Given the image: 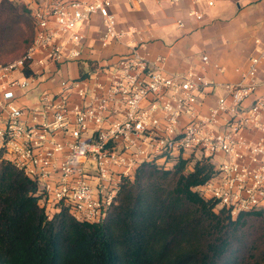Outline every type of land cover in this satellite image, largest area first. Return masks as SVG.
I'll return each mask as SVG.
<instances>
[{
	"label": "built area",
	"instance_id": "2783aa9c",
	"mask_svg": "<svg viewBox=\"0 0 264 264\" xmlns=\"http://www.w3.org/2000/svg\"><path fill=\"white\" fill-rule=\"evenodd\" d=\"M16 1L31 10L35 32L25 54L0 63V154L37 184L48 218L66 209L78 221L100 222L142 163L167 168L179 158L213 165L195 190L232 218L264 209V37L240 78L217 84L194 68L165 71L164 56L151 59L143 30L122 27L112 10L132 0ZM187 14L204 18L198 8ZM94 17L102 48L131 39L132 50L74 74ZM176 24L187 26L183 17ZM202 62L225 70L209 55ZM47 82L58 88L39 90ZM33 91L35 102L21 104ZM213 95L215 105L202 112Z\"/></svg>",
	"mask_w": 264,
	"mask_h": 264
},
{
	"label": "trees",
	"instance_id": "16d2710c",
	"mask_svg": "<svg viewBox=\"0 0 264 264\" xmlns=\"http://www.w3.org/2000/svg\"><path fill=\"white\" fill-rule=\"evenodd\" d=\"M31 10L0 0V63L32 45ZM144 162L100 222L62 209L48 218L37 184L0 154V264H264V209L232 218L195 190L213 173L205 160Z\"/></svg>",
	"mask_w": 264,
	"mask_h": 264
},
{
	"label": "crops",
	"instance_id": "0c3cea01",
	"mask_svg": "<svg viewBox=\"0 0 264 264\" xmlns=\"http://www.w3.org/2000/svg\"><path fill=\"white\" fill-rule=\"evenodd\" d=\"M208 6L205 0H132L115 3L112 10L122 27L135 26L143 30L150 58L164 56L163 68L167 72L196 69L217 84L236 82L241 71L248 66L249 58L255 52V39L264 37V0H218ZM218 4V5H217ZM191 8H198L204 15L197 22L188 16ZM183 17L187 26L179 28L176 19ZM87 48L84 58L71 70L90 68L93 63L113 61L116 57L132 50L131 39L123 43H112L102 48L99 37L102 24L99 17L87 25ZM209 55L214 62L224 66L217 71L212 64L204 65L202 56ZM261 77H264V64ZM58 88L57 82H47L40 89ZM38 91H33L20 101L32 104ZM207 97L201 104V111L209 109L214 100Z\"/></svg>",
	"mask_w": 264,
	"mask_h": 264
},
{
	"label": "rangeland",
	"instance_id": "374dc122",
	"mask_svg": "<svg viewBox=\"0 0 264 264\" xmlns=\"http://www.w3.org/2000/svg\"><path fill=\"white\" fill-rule=\"evenodd\" d=\"M214 2L217 3V2H219V1H218V0H214ZM217 5H218V4H217ZM217 92H218L217 94H221V93H222L221 90H219V89H217ZM215 103H216L215 100H212V101L209 103V106L215 105ZM218 160H223V158L220 157V158H218ZM236 216H237V215H236ZM236 216H235V217H236ZM235 217H234V218H235Z\"/></svg>",
	"mask_w": 264,
	"mask_h": 264
}]
</instances>
